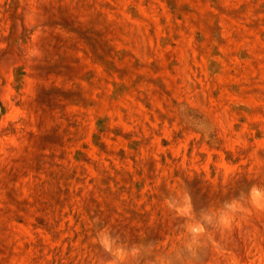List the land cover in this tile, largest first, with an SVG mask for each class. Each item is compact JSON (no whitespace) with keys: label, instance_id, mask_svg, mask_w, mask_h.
<instances>
[{"label":"rangeland","instance_id":"rangeland-1","mask_svg":"<svg viewBox=\"0 0 264 264\" xmlns=\"http://www.w3.org/2000/svg\"><path fill=\"white\" fill-rule=\"evenodd\" d=\"M0 107V264H106L97 220L170 252L185 188L264 186V0H0ZM200 264H264V212Z\"/></svg>","mask_w":264,"mask_h":264},{"label":"clouds","instance_id":"clouds-1","mask_svg":"<svg viewBox=\"0 0 264 264\" xmlns=\"http://www.w3.org/2000/svg\"><path fill=\"white\" fill-rule=\"evenodd\" d=\"M25 55L40 59L43 53L39 48H33L26 50ZM183 196L187 197V204L177 203L172 210L187 207L190 215H180L185 225L181 229L183 239L167 253L159 252L156 241L132 243L106 229L98 220L95 221L96 242L106 253V264H200L202 255L207 252L216 234L232 232L237 219L247 216L252 210L264 212V186L257 184H252L247 191L241 190L218 205L199 209L195 216L190 191L185 188ZM193 222L195 226H189Z\"/></svg>","mask_w":264,"mask_h":264},{"label":"water","instance_id":"water-1","mask_svg":"<svg viewBox=\"0 0 264 264\" xmlns=\"http://www.w3.org/2000/svg\"><path fill=\"white\" fill-rule=\"evenodd\" d=\"M0 110H1V107H0Z\"/></svg>","mask_w":264,"mask_h":264}]
</instances>
